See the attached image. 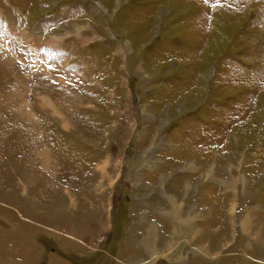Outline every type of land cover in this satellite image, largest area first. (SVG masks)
<instances>
[{
  "label": "rangeland",
  "instance_id": "obj_1",
  "mask_svg": "<svg viewBox=\"0 0 264 264\" xmlns=\"http://www.w3.org/2000/svg\"><path fill=\"white\" fill-rule=\"evenodd\" d=\"M0 264H264V0H0Z\"/></svg>",
  "mask_w": 264,
  "mask_h": 264
},
{
  "label": "snow or ice",
  "instance_id": "obj_2",
  "mask_svg": "<svg viewBox=\"0 0 264 264\" xmlns=\"http://www.w3.org/2000/svg\"><path fill=\"white\" fill-rule=\"evenodd\" d=\"M206 2H207V0H206Z\"/></svg>",
  "mask_w": 264,
  "mask_h": 264
}]
</instances>
